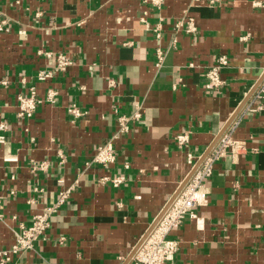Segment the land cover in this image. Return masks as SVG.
Returning a JSON list of instances; mask_svg holds the SVG:
<instances>
[{"label":"crops","instance_id":"crops-1","mask_svg":"<svg viewBox=\"0 0 264 264\" xmlns=\"http://www.w3.org/2000/svg\"><path fill=\"white\" fill-rule=\"evenodd\" d=\"M0 13V249L73 186L44 237L8 264H131L225 133L239 146L214 164L195 217L168 234L178 248L166 264H264V0H0ZM57 52L72 64L38 80ZM218 55L225 84L207 90ZM31 86L40 101L20 117ZM136 110L118 133L117 117ZM101 143L109 165L91 162Z\"/></svg>","mask_w":264,"mask_h":264},{"label":"built area","instance_id":"built-area-1","mask_svg":"<svg viewBox=\"0 0 264 264\" xmlns=\"http://www.w3.org/2000/svg\"><path fill=\"white\" fill-rule=\"evenodd\" d=\"M147 1V0H146ZM153 1V0H149ZM213 2L214 0H210ZM187 20V31L192 32L195 30V25L192 18ZM182 26L181 22L177 24ZM5 22L1 18L0 13V31H5ZM46 56H50V52L45 53ZM158 64L162 63V53L157 50ZM228 58L225 55H218L214 65L206 68L204 71V86L207 90L219 89L225 84L223 78L220 75L222 67L227 65ZM72 64L68 55L63 52H57L55 56L54 70L43 69L38 71L37 78L40 81L51 78L58 71H65L68 66ZM113 82H111L112 84ZM55 95V92L48 90L47 100L51 101ZM40 100L36 97V88L31 86L27 93L18 94V112L20 117H31L36 109L37 103ZM68 111L78 117L83 112L72 105L68 108ZM140 113L136 110L130 115H119L117 117L118 133H124L129 130V122L131 120L140 119ZM6 129V123L0 120V130ZM3 136L0 135V141ZM177 142L179 144L184 143L186 140L185 135H178ZM239 146L237 141L232 140L229 134H223L217 143L213 151L204 159L202 164L196 168V170L190 175L189 179L179 191L178 195L173 199L169 207L163 212L159 220L147 233V235L141 240L136 251L132 254L131 264H166L177 252L178 242L175 239L168 238V234L173 229H176L186 217H195L194 208L200 206L206 202V196L203 193L202 188L206 180L213 172L214 164L222 159L228 152L237 150ZM115 154L112 148L108 144H98L95 152L92 156L91 162H95L101 165H109L115 161ZM103 181L108 179L107 176L101 178ZM122 176H115L110 178V182L114 186H118L122 182ZM73 186L60 190L58 200L53 206L43 208L44 210L35 213L31 217L30 223L27 225H21L20 230L15 233L14 244L7 249H0V264H8L13 254L31 250L34 248V243L40 238L44 237L46 230L50 227V219L52 214L57 211V206L62 204L64 200L69 196ZM1 216V214H0ZM51 264H69L63 261L54 262Z\"/></svg>","mask_w":264,"mask_h":264},{"label":"water","instance_id":"water-1","mask_svg":"<svg viewBox=\"0 0 264 264\" xmlns=\"http://www.w3.org/2000/svg\"><path fill=\"white\" fill-rule=\"evenodd\" d=\"M185 183H186V181H185ZM185 183H184V184H185ZM184 184L182 185V187L184 186ZM173 199H174V198H173ZM171 202H172V201H171ZM168 206H169V205H168ZM168 206H167V208H168ZM165 210H166V209H165ZM165 210H164V211H165ZM164 211H163V212H164ZM163 212H162V213H163ZM163 214H164V213H163ZM161 215H162V214H161ZM161 215L156 219V221L154 222V224L152 225V227L156 224V222L159 220V218L161 217ZM152 227L148 230V232L152 229ZM148 232H147V233H148ZM147 233L145 234V236L147 235ZM145 236H144V237H145ZM144 237H143V238H144ZM143 238H142V240H143ZM135 251H136V250H135Z\"/></svg>","mask_w":264,"mask_h":264}]
</instances>
